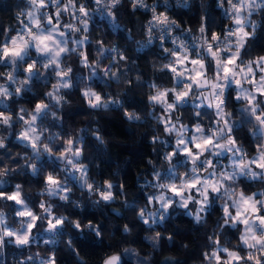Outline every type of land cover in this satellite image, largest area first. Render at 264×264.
<instances>
[{
    "label": "clouds",
    "instance_id": "1",
    "mask_svg": "<svg viewBox=\"0 0 264 264\" xmlns=\"http://www.w3.org/2000/svg\"><path fill=\"white\" fill-rule=\"evenodd\" d=\"M0 264H264V0H0Z\"/></svg>",
    "mask_w": 264,
    "mask_h": 264
},
{
    "label": "trees",
    "instance_id": "2",
    "mask_svg": "<svg viewBox=\"0 0 264 264\" xmlns=\"http://www.w3.org/2000/svg\"><path fill=\"white\" fill-rule=\"evenodd\" d=\"M117 119H118V117H117ZM122 135H123V133H121ZM145 150H146V147H145ZM129 175H131V172H129ZM94 218V217H93Z\"/></svg>",
    "mask_w": 264,
    "mask_h": 264
}]
</instances>
